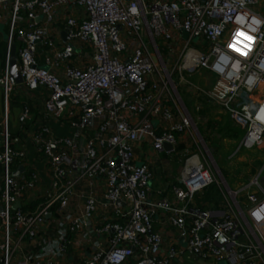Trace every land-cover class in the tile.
<instances>
[{
    "label": "built area",
    "instance_id": "1",
    "mask_svg": "<svg viewBox=\"0 0 264 264\" xmlns=\"http://www.w3.org/2000/svg\"><path fill=\"white\" fill-rule=\"evenodd\" d=\"M258 2L0 0L6 27L0 264H264L258 173L236 190L218 178L225 193L207 206L198 203L214 180L206 156L195 149L196 116L183 109L177 92L188 85L182 89L243 122L240 146L262 145L264 16ZM38 45L46 66L39 65ZM11 49L23 91L42 96L43 121L26 132L31 156L12 146L8 132L17 84L9 73ZM199 68L215 78L208 90L184 77ZM31 116L23 104L17 123ZM48 121L65 126L68 134H55ZM181 137L188 144L177 183L170 184V197H156L148 184V159L137 161L135 150L145 146L150 155L168 154ZM96 182L102 184L99 192L92 188ZM157 212L172 230L169 240L153 228ZM81 240L83 249L71 250Z\"/></svg>",
    "mask_w": 264,
    "mask_h": 264
},
{
    "label": "crops",
    "instance_id": "2",
    "mask_svg": "<svg viewBox=\"0 0 264 264\" xmlns=\"http://www.w3.org/2000/svg\"><path fill=\"white\" fill-rule=\"evenodd\" d=\"M3 26H5V25L0 22V42L4 41V39H5V30H4ZM62 32H64V31L61 30L60 34L58 35L61 42H62V40H64ZM55 38H56V36H55ZM4 48H5V46H4ZM43 50H44V48L41 45L37 46V52L39 54L38 55L39 65L42 64L43 66H46L42 62L41 52ZM4 53H5V49H4ZM76 53L82 54L83 58H84V55H85L84 51H80V52H76ZM2 64H3L2 61H0V68H1ZM23 89L24 88H23L22 84L17 83L15 86L14 92H13L14 94L12 93L10 96L9 107H8V125L7 126H8L9 136H10V138L13 139L12 146L14 148H24L25 150H28L29 153L27 155L31 156L32 151H30V150H32L31 149L32 146L29 143L28 138H26V132L30 128H32V126H34V125L36 126L37 122L39 124V121L40 122L43 121V117H42L43 115L41 112V110H42V96L39 94H35L33 97H29V95L27 96V94H25V91H23ZM183 91H184V93H188L190 95L192 102L187 107V104L185 102H183V100L179 96L180 101H181V105H182L183 109L189 110V112H192V114L194 115L198 111H196L194 113L193 106H195V105L198 106V110H199V109H201V107L205 103L203 104L202 101H197V97H193V95L191 94L190 91H187V90H183ZM23 104L27 105L32 116H31V118L27 119L25 124H18L17 120H16V116L19 112L20 107ZM2 109H3L2 108V96H1V89H0V120H1V115H2ZM217 112L220 115L219 116H215V115L211 116L213 119L212 123H214L215 125L212 127L210 126V128H208L209 127L208 124H207V126L203 125V124H206L205 123L206 122V119H205L206 115L199 117L201 120H204L201 124V125H203L202 126L203 130L199 134H201V136H205V139H204L205 142H207V143L211 142V144H208L209 147H207V148L211 149V150H216L214 152L216 153L217 157L224 164H226L228 166V170H231V168H233V169L238 168V163H240L242 165V163L245 161V157L243 155L234 156L235 154H233V152L230 153L231 150H260V151L264 150V141L260 147L251 146V147L241 148V146L236 145L237 139L234 138L233 129L236 126L241 128V129H243V127L240 125V123L238 121L231 118V116L229 114H226L225 112H223L221 110H218ZM195 116H196V114H195ZM216 119H217V122L214 121ZM48 125L50 126L51 131L54 132L55 134L67 135L69 132L65 126H62L56 122H49L48 121ZM241 137H242V135L240 134L239 135L240 139L238 138V140H241ZM178 141L179 142L175 146L174 150L175 149L179 150V152L182 154L183 150L185 149L186 144H188V143L184 137H181V139L178 138ZM165 150H168V149H165ZM164 154H166V153H164ZM231 154H233V155L231 156ZM233 156L235 158H232ZM135 157L137 158L136 159L137 161H140L143 159H146V160L148 159L147 161L149 162L150 169H151V179H152V181H154V184H155L154 188H152L151 185H149V187L151 188V190L153 192V195L156 197H167V198L170 197V193H169L170 184H167L163 180V176L161 173L162 169L160 168L161 160L157 158V155L153 154V153H152V155H150L147 147L142 146L141 148L135 150ZM151 158H153L155 161L151 162L150 161ZM256 159H259V158H256ZM21 169L22 168L18 167L14 173L15 174L19 173L21 171ZM249 170L250 169L247 168L244 172H247ZM259 181H260L262 187L264 188V175L259 178ZM237 184H239V182ZM92 188L94 191L99 192L102 189V184L100 182H96V184H93ZM157 191H158V193H156ZM203 205H204V202H203ZM77 206H80V205L78 204ZM163 217L164 216H163L162 212H157L155 214V216L153 217V223L152 224H153L154 229H160V230L165 231L164 236L167 235L166 236V239H167L170 235H172V230L170 228H168L167 226H165L166 224L165 225L163 224V222H164ZM85 226H88V224L85 223ZM167 240H169V239H167ZM76 242L79 244H77ZM76 242H75V244H73L71 246V250H73V249L79 250L80 248L83 247V244L81 243V242H83L82 240L76 241Z\"/></svg>",
    "mask_w": 264,
    "mask_h": 264
},
{
    "label": "rangeland",
    "instance_id": "3",
    "mask_svg": "<svg viewBox=\"0 0 264 264\" xmlns=\"http://www.w3.org/2000/svg\"><path fill=\"white\" fill-rule=\"evenodd\" d=\"M256 9L259 10V12L261 13V15L264 16V0H259ZM194 39L191 40L190 44L194 45ZM176 55V53H175ZM40 66H43L42 64H40ZM185 79L199 87L202 88L203 90H208L210 87H212L215 84V78L213 76L212 73H210L207 69L205 68H199L197 71H193L191 72L188 76H184ZM218 86H220L219 84H217ZM184 87H177V92L179 94V96L181 97V99L183 100V102H185L187 104V107L189 106V104H191L192 100L191 97L188 93H184L183 89L188 87L190 88V86L188 85H183ZM183 88V89H182ZM197 97V101H202V103L205 105H203L201 107V109L198 110L196 114V123H195V127H197V130L200 132H202L203 128L202 125L199 124L201 122L197 121L198 117L201 116H205L206 119V126L208 124V128H210V126H214L215 124L212 123L213 119L211 116H219L220 114L217 112L218 110H221L223 112H225L226 114H229L226 110H224V108H221L220 105L214 103V102H210L209 100L207 101V99L205 98V96L200 95V96H194ZM205 101V102H204ZM192 116V115H191ZM194 118V116H192ZM234 120H239L238 118H234L231 117ZM215 122H217V119L214 120ZM240 121V120H239ZM240 124L242 125L243 122L240 121ZM233 133H234V138L237 139V143L236 145H239L240 140H238L239 135H243V129L239 128V127H235L233 129ZM201 136V134H199ZM242 138V137H241ZM205 136H201L200 139H197L198 142L196 141V150H199L203 155L206 156V162L208 164V167L212 173V177H213V183L211 184H215L216 182H218V172L219 174H221L225 184L229 187L230 190H236L241 184H245L249 178V176L251 175H255L258 173L259 178L262 177L264 175V150H229L230 153L233 152V154H235L234 156L237 155H243L245 157V161L242 163V165L240 163H238V168L233 169L231 168V170H228V166L226 164H224L216 155V153L214 151L216 150H209L207 147L208 144H211V142H205L204 141ZM240 139V138H239ZM213 142V141H212ZM206 144V145H205ZM240 146V145H239ZM241 148H243L241 146ZM231 154V156L233 155ZM232 158H235V157ZM157 158L161 160V165L160 168L162 176H163V180L167 183V184H176L177 181L175 179L176 175H177V169L180 165L181 159H182V154L179 152V150H174L173 152H170L169 154H164L163 152L158 153L157 154ZM259 158V159H256ZM261 158V159H260ZM250 169L247 172H244L246 169ZM220 179V178H219ZM239 182V184H237ZM149 185H151L152 188L155 187L154 181H152V179L150 180V182L148 183ZM217 188V196L219 197L220 194H222L223 192L225 193V190L223 188V186L219 185V186H215ZM204 204H208L205 201ZM181 243H183V241H181Z\"/></svg>",
    "mask_w": 264,
    "mask_h": 264
},
{
    "label": "trees",
    "instance_id": "4",
    "mask_svg": "<svg viewBox=\"0 0 264 264\" xmlns=\"http://www.w3.org/2000/svg\"><path fill=\"white\" fill-rule=\"evenodd\" d=\"M4 27V30H6V27ZM4 46H5V43L4 41H1L0 42V61H2L3 63V60H4ZM217 188L215 187L214 184H210L208 185L205 190L201 193V197L200 199H197V202L200 203L202 201H205L206 203H211V202H216V199H217ZM240 200V199H239ZM208 204H204V206L208 205Z\"/></svg>",
    "mask_w": 264,
    "mask_h": 264
},
{
    "label": "water",
    "instance_id": "5",
    "mask_svg": "<svg viewBox=\"0 0 264 264\" xmlns=\"http://www.w3.org/2000/svg\"><path fill=\"white\" fill-rule=\"evenodd\" d=\"M181 34H182L183 38L186 37V33H185L184 31H182ZM62 35H63V37H64V32H62ZM14 58H15V54H14L13 49H11L10 52H9V73L13 76L15 82H16V83H19V82L21 81V78L19 77V74H18V72H17V70H16L15 59H14ZM163 148H164V149H170L171 146H170L169 144H167V143H163ZM209 150L211 151V149H209ZM217 172H218V176H219V178H220L222 184H223L225 187H228V186L225 184V182H224V180H223L221 174H219V171H218V170H217ZM116 203H119V201L116 200ZM16 206H18V203H15V204L13 205V207H16Z\"/></svg>",
    "mask_w": 264,
    "mask_h": 264
},
{
    "label": "clouds",
    "instance_id": "6",
    "mask_svg": "<svg viewBox=\"0 0 264 264\" xmlns=\"http://www.w3.org/2000/svg\"><path fill=\"white\" fill-rule=\"evenodd\" d=\"M261 211H264V209H262ZM261 211H256V212H254L253 213V215L256 217V219H261L262 217H261Z\"/></svg>",
    "mask_w": 264,
    "mask_h": 264
},
{
    "label": "snow or ice",
    "instance_id": "7",
    "mask_svg": "<svg viewBox=\"0 0 264 264\" xmlns=\"http://www.w3.org/2000/svg\"><path fill=\"white\" fill-rule=\"evenodd\" d=\"M241 22H243V21H241ZM237 35L239 36V35H243V34L242 33H238ZM237 51H239V49H237ZM241 54H246V53H241Z\"/></svg>",
    "mask_w": 264,
    "mask_h": 264
}]
</instances>
